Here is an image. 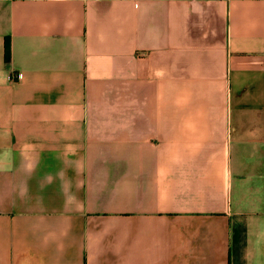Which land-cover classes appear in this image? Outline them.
<instances>
[{
    "label": "crops",
    "instance_id": "0c3cea01",
    "mask_svg": "<svg viewBox=\"0 0 264 264\" xmlns=\"http://www.w3.org/2000/svg\"><path fill=\"white\" fill-rule=\"evenodd\" d=\"M0 264H264V0H0Z\"/></svg>",
    "mask_w": 264,
    "mask_h": 264
},
{
    "label": "trees",
    "instance_id": "16d2710c",
    "mask_svg": "<svg viewBox=\"0 0 264 264\" xmlns=\"http://www.w3.org/2000/svg\"><path fill=\"white\" fill-rule=\"evenodd\" d=\"M5 59L7 62H10L11 60V43L9 38H6L5 41Z\"/></svg>",
    "mask_w": 264,
    "mask_h": 264
},
{
    "label": "built area",
    "instance_id": "2783aa9c",
    "mask_svg": "<svg viewBox=\"0 0 264 264\" xmlns=\"http://www.w3.org/2000/svg\"><path fill=\"white\" fill-rule=\"evenodd\" d=\"M22 76H23V75H22L21 73L17 74V77H18V78H22Z\"/></svg>",
    "mask_w": 264,
    "mask_h": 264
}]
</instances>
